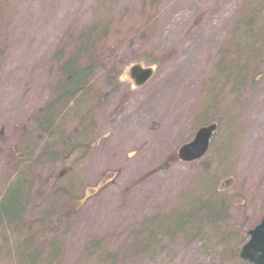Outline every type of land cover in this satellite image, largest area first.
<instances>
[{
    "label": "rangeland",
    "instance_id": "obj_1",
    "mask_svg": "<svg viewBox=\"0 0 264 264\" xmlns=\"http://www.w3.org/2000/svg\"><path fill=\"white\" fill-rule=\"evenodd\" d=\"M258 7L261 49L236 89L223 77ZM69 61L91 69L89 95L53 111ZM134 66L152 69L142 87ZM210 124L205 156L178 161ZM15 182L26 203L0 225V264H30L22 251L35 264H246L264 213V0H0V202ZM210 197L225 210L215 235L169 231L150 251L155 223L173 229Z\"/></svg>",
    "mask_w": 264,
    "mask_h": 264
},
{
    "label": "trees",
    "instance_id": "obj_2",
    "mask_svg": "<svg viewBox=\"0 0 264 264\" xmlns=\"http://www.w3.org/2000/svg\"><path fill=\"white\" fill-rule=\"evenodd\" d=\"M263 8H257L255 10H252L248 14V18L244 19L240 25L244 27V32L240 36V41L238 43L237 48L241 50V52L246 53V58L240 57V62L234 64V61H231L230 63L234 64L235 66H232V64H229L227 67L226 75L223 77L226 80L233 81V84L236 89H239L242 84L249 78L251 72L254 70L256 58L259 54V50L261 49V38L257 37V34L262 32V24L263 22L259 20L261 16ZM262 17V16H261ZM105 27H103L104 30ZM105 31V30H104ZM95 31L90 32L86 34L84 37V40L81 44V47L76 51V54L78 52L84 50H89L87 47L91 44L93 41L91 34H94ZM103 31H100L102 33ZM237 41V40H236ZM235 41V42H236ZM260 41V42H259ZM88 42V43H87ZM235 42H232L231 45H233ZM259 42V45H258ZM234 46V47H236ZM260 48L257 50V48ZM79 55V54H78ZM221 65V64H219ZM65 74H64V80L63 85L58 88L56 92L54 102V106L52 107L53 111L59 109L60 111H67L68 106L71 105H77L78 101L82 99H86L89 95L88 88L89 85L86 84V81L89 80V77L91 76L90 68L85 69H79L77 68L73 61H69L65 65ZM228 78V79H227ZM225 80V81H226ZM59 94H61L62 99H60ZM79 99V100H78ZM50 118L51 114L46 117V122H49L50 124ZM42 120V119H41ZM39 120V122L41 121ZM47 146V148H49ZM48 150H51L48 149ZM224 150V149H223ZM21 160V158L19 159ZM24 162V160H22ZM23 187L20 185V183L15 182L12 184V186L8 189L5 196L3 197L2 201L0 202V225L4 222L8 225H13V227H16L17 224L21 221V216L23 214V205L26 203V200L24 197H27V191L23 195ZM29 188V187H28ZM27 188V189H28ZM209 193L213 196L214 194L212 191V188H208ZM212 197H210V201H199L195 202L193 204L185 205L187 206L186 211H177L175 212L174 216H176V221L173 223L175 226L172 229L170 224L171 218H165L162 219L161 222L155 223L157 226H153L152 233H150L151 241L155 244L151 245L153 247L150 248L151 252L155 251V248L158 247L160 244V238L162 237L164 233L171 231V236L178 233L179 230H182L183 233L192 232L190 234H187L189 239L193 238H199L203 235L205 236L206 233H208L205 238L208 240L211 238V235H215L216 227L215 223H217V217L220 214H224L225 210L221 206L220 203H218L216 206L211 203ZM23 204V205H22ZM184 206V207H185ZM202 216V217H199ZM152 222V221H151ZM206 224V225H204ZM209 225V228H207ZM208 230V232H207ZM205 240V241H207ZM28 250V249H27ZM23 253V251H22ZM21 253V256L25 258V260L28 261L30 264H35L38 253L37 252H31L28 256H23Z\"/></svg>",
    "mask_w": 264,
    "mask_h": 264
},
{
    "label": "water",
    "instance_id": "obj_3",
    "mask_svg": "<svg viewBox=\"0 0 264 264\" xmlns=\"http://www.w3.org/2000/svg\"><path fill=\"white\" fill-rule=\"evenodd\" d=\"M129 78L135 87L144 85L152 76L151 69L140 66L130 68ZM216 131V125L211 124L200 128L193 139L182 145L177 151V159L181 163H192L200 160L207 152L209 141ZM248 240L242 246L239 258L247 264H264V214L258 225L247 233Z\"/></svg>",
    "mask_w": 264,
    "mask_h": 264
}]
</instances>
